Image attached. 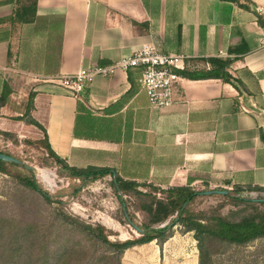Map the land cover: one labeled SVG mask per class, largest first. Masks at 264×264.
Returning <instances> with one entry per match:
<instances>
[{"label": "crops", "instance_id": "0c3cea01", "mask_svg": "<svg viewBox=\"0 0 264 264\" xmlns=\"http://www.w3.org/2000/svg\"><path fill=\"white\" fill-rule=\"evenodd\" d=\"M13 9L0 0L1 132L30 126L69 166L109 167L138 184L264 187V0H37L34 20L14 25ZM145 44L183 55V68L233 58L237 87L179 74L173 104L154 109L140 68L96 76L79 98L55 82Z\"/></svg>", "mask_w": 264, "mask_h": 264}, {"label": "trees", "instance_id": "16d2710c", "mask_svg": "<svg viewBox=\"0 0 264 264\" xmlns=\"http://www.w3.org/2000/svg\"><path fill=\"white\" fill-rule=\"evenodd\" d=\"M36 9L37 0H14L12 24L32 22ZM258 23L264 28V20L260 16ZM233 60L220 57L200 58L197 61L204 66H185L177 73L193 80L221 79L237 87L238 80L228 71ZM8 95L9 93L0 95V107L5 104ZM29 101H32L31 96ZM15 119L22 120L21 117ZM25 122L42 129L28 114ZM1 134L6 137L14 136L9 132ZM260 136L264 142V128L261 129ZM34 143H42L48 156L69 178L87 183L106 175L113 176L115 191L118 192L119 189L123 195L133 196L136 209L144 212L146 220L139 225L131 219L142 230L139 237L114 241L109 240L112 232L105 226L83 222L62 210L53 213L55 216L52 219L56 220L54 225L51 221L37 222L33 220L34 210L28 200L29 195L37 194L48 203L52 201L51 196L38 185L32 173L28 175L13 170L12 167L19 165L0 160V172L12 176L23 185L27 193L13 198L16 205L13 214L9 216L0 213V264H121V254L129 247L152 240L164 242L169 236L170 224L180 225L184 232H193L198 248V264H215V255L223 253L228 247L245 246L264 238V209L261 207L264 206V201L261 200L264 196L257 199L241 196L244 192L264 193V187L234 186L228 194H220L223 199L239 207L227 214L222 212L226 202L210 206L206 210H195L191 207L192 201L201 194L196 189L188 186L163 189L151 184H138L122 179L109 167L69 166L51 150L46 137ZM0 152L11 155L2 150ZM167 220L170 223L160 227Z\"/></svg>", "mask_w": 264, "mask_h": 264}, {"label": "rangeland", "instance_id": "374dc122", "mask_svg": "<svg viewBox=\"0 0 264 264\" xmlns=\"http://www.w3.org/2000/svg\"><path fill=\"white\" fill-rule=\"evenodd\" d=\"M20 108L22 109V106ZM23 118L27 119V115ZM7 132L14 136L6 137L0 130V150L33 167L29 170L31 172L25 171L26 168L22 169L23 166L12 167V169L28 175L32 173L38 185L52 199L48 203L37 194L29 195L28 200L34 210L33 220L51 221L54 225L56 220L52 219L55 216L53 213L62 210L80 218L83 222L105 226L112 232L108 237L111 241L134 239L140 236L127 221L123 205L126 207L129 218L139 225L146 220V215L136 209L133 196L115 191L113 176L106 175L87 183L69 178L48 156L42 143H34L38 139L42 140V137L36 135L34 128L30 126L26 128L15 122ZM22 186L12 176L0 172V213L10 216L16 211L13 198L16 195L18 197L27 195ZM195 189L199 192L209 190L206 187ZM241 196L257 199L264 196V193L244 192ZM221 202H226L222 209L224 214L239 208L223 199L220 194H199L192 201L191 207L195 210H206ZM261 207L264 209V206ZM168 222L167 220L160 227ZM184 233L180 225L170 224L169 236L164 242L152 240L131 246L121 254L120 262L121 264H198V248L193 232ZM214 258L215 264H264V238L256 239L245 246H230L223 253L216 254Z\"/></svg>", "mask_w": 264, "mask_h": 264}, {"label": "built area", "instance_id": "2783aa9c", "mask_svg": "<svg viewBox=\"0 0 264 264\" xmlns=\"http://www.w3.org/2000/svg\"><path fill=\"white\" fill-rule=\"evenodd\" d=\"M184 58L183 55L162 53L155 46L145 44L110 64L82 68L74 74L59 76L55 82L70 96L79 98L80 93L96 76L110 77L120 70L140 68L139 83L147 96L149 106L164 109L174 102L175 92L183 79L177 71L183 68ZM239 107L248 112L240 102Z\"/></svg>", "mask_w": 264, "mask_h": 264}, {"label": "water", "instance_id": "95a60500", "mask_svg": "<svg viewBox=\"0 0 264 264\" xmlns=\"http://www.w3.org/2000/svg\"><path fill=\"white\" fill-rule=\"evenodd\" d=\"M0 160L4 161V162H11V163H15L19 166H23L25 167L26 169L28 170H31V166L29 165H26L22 160L14 157V156H11V155H8V154H5V153H1L0 152ZM118 193L119 194H122L121 191L118 189ZM201 194H205V195H213V194H228L229 193V190H225V189H209V190H206V191H202L200 192ZM264 201V199H261ZM123 212H124V215L127 219V221L129 222V224L134 228V230H136L137 232H140L142 231L134 222H132V220L129 218L128 214H127V210L125 208V206L123 205Z\"/></svg>", "mask_w": 264, "mask_h": 264}]
</instances>
